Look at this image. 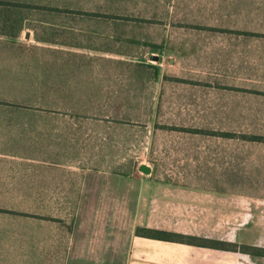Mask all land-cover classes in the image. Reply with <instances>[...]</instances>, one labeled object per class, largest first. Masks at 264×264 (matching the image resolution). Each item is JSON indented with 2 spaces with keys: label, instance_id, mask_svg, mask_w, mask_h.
Listing matches in <instances>:
<instances>
[{
  "label": "rangeland",
  "instance_id": "obj_1",
  "mask_svg": "<svg viewBox=\"0 0 264 264\" xmlns=\"http://www.w3.org/2000/svg\"><path fill=\"white\" fill-rule=\"evenodd\" d=\"M149 3L176 14L61 26L62 42L93 49L18 53L45 87H69L39 89L44 162L0 171V264H67L90 172L125 177L106 189L127 211L126 245L165 233L214 250L216 264H264V143L246 139L264 138V33L245 24V0Z\"/></svg>",
  "mask_w": 264,
  "mask_h": 264
},
{
  "label": "crops",
  "instance_id": "obj_2",
  "mask_svg": "<svg viewBox=\"0 0 264 264\" xmlns=\"http://www.w3.org/2000/svg\"><path fill=\"white\" fill-rule=\"evenodd\" d=\"M149 1L164 2V5L173 2L0 0V171L13 170L11 175H15L14 170L27 167L23 162H44L45 114L37 111L44 95L39 89L59 91L69 87L60 81L47 83L45 87L44 81H38V61L22 60L18 53L29 47L44 46L93 49L85 44L74 46L62 42L61 26L169 24L176 14V7L170 4L166 10V7L151 5ZM245 3L241 16L245 24L264 33V0H245ZM1 10H22V15L17 17ZM45 26H51L52 30L57 27L56 37L45 38L43 33L48 32ZM75 30L64 27L62 33L71 36ZM40 71H44V66ZM33 89L37 91L33 92ZM30 108L34 112H29ZM141 169L146 170L145 167ZM84 175L79 194V223L74 221L67 264H216L218 259L213 256L214 250L187 243L133 235L126 245L124 223L118 222L117 218L125 217L127 211L118 203L114 204L116 189H106L109 180L116 178L118 182H124L125 177L91 172Z\"/></svg>",
  "mask_w": 264,
  "mask_h": 264
},
{
  "label": "trees",
  "instance_id": "obj_3",
  "mask_svg": "<svg viewBox=\"0 0 264 264\" xmlns=\"http://www.w3.org/2000/svg\"><path fill=\"white\" fill-rule=\"evenodd\" d=\"M246 139H247V141H250V142L264 143V138L263 137H259V136H251V137L246 138ZM142 236L143 237H147V238H151V239L163 240V241L181 242L179 239L177 240V239L170 238V235L165 234V233H163V234L161 233V236H157V237L156 236H152V235H142ZM196 244L201 245L199 243H194V245H196Z\"/></svg>",
  "mask_w": 264,
  "mask_h": 264
}]
</instances>
